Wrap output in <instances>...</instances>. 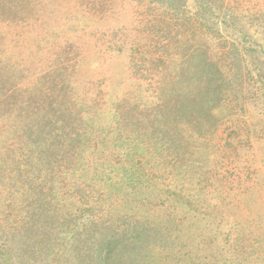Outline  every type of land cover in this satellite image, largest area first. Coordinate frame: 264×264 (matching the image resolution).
Listing matches in <instances>:
<instances>
[{"label": "rangeland", "instance_id": "374dc122", "mask_svg": "<svg viewBox=\"0 0 264 264\" xmlns=\"http://www.w3.org/2000/svg\"><path fill=\"white\" fill-rule=\"evenodd\" d=\"M155 1L0 0V57L13 71L0 76V91L20 88L0 112V166L27 171L20 186L0 170L6 264H82L84 253L91 264H264V0H214L210 13L190 2L201 25L213 14L207 40L189 37L183 0ZM224 37L250 43L243 57L255 70L225 72L214 142L238 133V143L227 138L234 148L220 154L202 148L183 115L180 136L176 124L160 126L155 104L183 84L190 46L202 41L217 62L229 60L218 52ZM158 52L167 54L162 71L152 63ZM123 101L148 128L121 122ZM56 108H66L70 141L60 140ZM55 141L65 144L55 151ZM37 207L40 216L31 215ZM16 222L40 230L15 231ZM132 236L136 245L122 250Z\"/></svg>", "mask_w": 264, "mask_h": 264}, {"label": "trees", "instance_id": "16d2710c", "mask_svg": "<svg viewBox=\"0 0 264 264\" xmlns=\"http://www.w3.org/2000/svg\"><path fill=\"white\" fill-rule=\"evenodd\" d=\"M83 3H86L87 6H89L90 0L88 2H84L83 0H81ZM160 1L163 0H157L155 2L159 3ZM196 0H183V7H184V12H187L188 15H190V19L188 22L184 21V24L188 27L187 32L190 33L189 37H192L193 35L199 33L200 37H202L204 40H207V38L209 39H214V37L212 35H210L211 31L206 30V28L209 26V22L212 24L214 23V19L212 18L213 14H211L210 17H204L203 16V21H204V25H201L199 23V20L202 19V17L199 16L198 12L199 10H191V6L188 5L190 2H193V6L195 8H198V6H201V0L199 4L195 5ZM204 1V2H203ZM214 0H202V9L205 8V12L206 13H210L211 9L213 10L214 7L211 4H214ZM187 7V8H186ZM89 10H91L92 5L90 7H88ZM175 10L179 11V8L175 5ZM204 10H202V13L204 15ZM197 25L203 27V29H197ZM201 30H205L203 33H200ZM209 32V33H208ZM219 32V31H218ZM209 35V36H208ZM236 38H244V36L241 37H236ZM222 40V47H219V51L221 50V52L219 54L221 55H225L226 58H229V60L224 61V58H222V63L217 62L214 58L215 56L211 55V54H207V48H205V46L203 47L202 45V41L200 44H194L193 46H190L188 49V55L186 57L185 62H183V67L181 71H180V76L182 77L183 75V84L180 81V86L177 87V84H175V87L177 89L174 90L173 93L172 92V84H170V93L168 96H164V95H160L158 98V102L159 104H155L157 107V116H158V123L160 124V126H167L172 124L173 126H175V122L177 120V116L179 115H183L185 118L188 119V123H190V126H192L191 123H194V128L199 129L200 132L199 133V137L201 138L203 145L202 148L203 149H209V150H217L220 151L222 154L223 150H231L234 148V146L229 143L227 141L228 139H234V142L238 143V133L237 134H233V135H229V137L224 139V146H220L217 143H215V135H213V131L215 130L214 128L216 127V125H218V121L213 117V115H211V112H213V110L221 103V101L224 100V93L226 92V88H227V75L225 74V72H231L233 71V76H236L240 73V76H243L244 73L246 74V76L248 77L250 74L247 75V73L250 72H254L253 70H255L254 67H252L253 63L250 64V62H247V59H245L243 56H245V53H247L246 49H244L243 47L246 46L247 42L243 41V43H229V41H227V37L221 38ZM228 43V44H227ZM230 44V45H229ZM229 45V46H228ZM252 46L255 47H259L258 44H253L251 43ZM241 46V48L243 50H240L238 47ZM249 45H247L246 47H249ZM257 52V51H255ZM167 54L165 52L161 53L158 52L156 55H154L153 58L156 59H152V63L153 66L155 67V71H157L159 68H161V71L165 69V64L167 63V61L165 60V56ZM78 56L76 55L73 60H75L76 62H78L77 60ZM167 58V56H166ZM251 69V70H250ZM239 71L238 74H236L235 72ZM51 77L54 78L56 77L55 74L53 73V71H50ZM13 75V71L10 69V67L7 65L6 62L3 61L2 57H0V76L1 77H5V79L7 77H11ZM258 79V78H256ZM259 80V79H258ZM258 82V81H256ZM11 84V83H10ZM255 84V82H254ZM5 89V88H4ZM18 91H20V88H17V90H15V88L11 89V87H9L8 89H6V93L0 91V112H5L6 114L9 113L8 110V104H7V97L11 96V93L15 92V93H19ZM20 94V93H19ZM258 98V97H255ZM58 97L56 96V102L59 101V103H63L66 105V103L64 102L62 96L60 97V99L57 101ZM135 107L134 105H129L128 103H124V101L118 105H116V110H117V114L118 117L121 119V122L125 125V123L131 124V125H138L141 124L142 125V130L144 131L146 128V126L143 125L144 120H139V115L141 113H136L135 112ZM186 107V109H185ZM182 109H185L186 111L184 113L181 112ZM66 108H56V110H54V116L55 119L57 120V122L59 123V127L57 126V128L61 129L63 132V136L60 140L67 142L68 140L70 141V137H71V133L67 132L66 126L62 120V118H64L63 116V111H65ZM178 114V115H177ZM121 116V117H120ZM168 116V117H167ZM48 118H52L48 115ZM160 118V119H159ZM136 119V120H135ZM156 119V118H155ZM149 120V119H148ZM48 124H51V121L49 119H46ZM46 122L43 123V125L45 126L47 124ZM42 124V123H41ZM149 124H151V121H149ZM149 127H153V124L149 125ZM39 128V132L41 133L42 131V126L38 125ZM137 129V127H136ZM152 129V128H149ZM181 131V130H180ZM177 129V124H176V128H175V133L176 135H178L180 132ZM193 130H190V128L188 129V133H192ZM169 133V132H168ZM196 133V132H195ZM180 136V135H178ZM182 136V135H181ZM163 138L166 139L168 138L166 133L163 132ZM21 136L17 137V141H20ZM184 138H179L177 140H181ZM27 140V137H26ZM72 141V140H71ZM59 142V141H58ZM180 142V141H178ZM65 143H57V141L52 142V144L49 146L51 148H53L55 151H58L61 149V147L64 145ZM198 145V143H197ZM239 146V144H237ZM236 146V145H235ZM237 146V147H238ZM56 147V148H55ZM197 147V146H196ZM199 147V146H198ZM236 147V148H237ZM58 157V156H57ZM61 161L63 160L62 157H58ZM56 157L55 155L50 158L47 159V172L48 174L52 171V170H57V167H54V165H56ZM59 162V161H57ZM63 162V161H62ZM196 163V162H195ZM60 166V165H58ZM68 169L73 173L74 170L72 168L71 163H69V167ZM0 170L1 172L7 177L8 181H11L10 179V174L11 172H14V182L17 185L20 186H24L23 182L26 181V173L27 171H25L22 168H18L16 171L15 170H9L5 167H3V165L0 166ZM2 174V175H3ZM2 183H0V187H1ZM27 185V184H26ZM29 187V186H27ZM1 195V192H0ZM36 198H38V195H35ZM33 199L31 201V203L36 202L37 200ZM49 203V202H46ZM41 207H37L33 213H31V215L33 216H40L39 211H41ZM44 213V211H42L41 215ZM37 222L39 221V219H35L33 220V222ZM34 222V223H35ZM26 224V223H25ZM24 224L21 225V223L16 222L14 224L11 225V228L14 229V227H17L16 229H14L15 231H19L22 232V230L25 228V226H23ZM36 226L34 224H31L30 226H27L25 228V232L26 230H28V228H31L30 233L33 232H38L40 230L37 229L35 230L33 227ZM41 227V226H40ZM135 228V226L132 227V229ZM29 233V232H28ZM153 235V234H152ZM136 236H132L129 239H125L122 240L121 245H122V250L125 249V247H127V251L129 252V250L132 248L133 245H136L134 243V238ZM124 246V247H123ZM126 250V249H125ZM82 257L80 258V262H82V264H91V258L90 255L87 254H83L81 255ZM0 261L2 264H6L7 263V256H5L4 254H0ZM90 261V262H89ZM95 263L97 264V261L95 260Z\"/></svg>", "mask_w": 264, "mask_h": 264}]
</instances>
